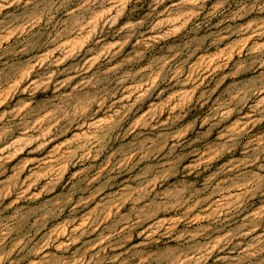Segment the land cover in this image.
<instances>
[{
  "label": "rangeland",
  "instance_id": "obj_1",
  "mask_svg": "<svg viewBox=\"0 0 264 264\" xmlns=\"http://www.w3.org/2000/svg\"><path fill=\"white\" fill-rule=\"evenodd\" d=\"M0 264H264V0H0Z\"/></svg>",
  "mask_w": 264,
  "mask_h": 264
}]
</instances>
